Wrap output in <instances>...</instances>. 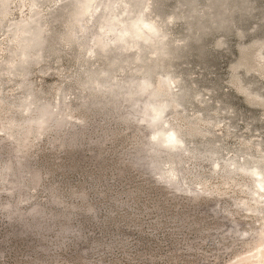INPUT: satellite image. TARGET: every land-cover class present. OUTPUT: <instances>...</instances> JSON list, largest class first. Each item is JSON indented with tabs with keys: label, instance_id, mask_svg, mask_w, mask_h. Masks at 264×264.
<instances>
[{
	"label": "clouds",
	"instance_id": "9594fccd",
	"mask_svg": "<svg viewBox=\"0 0 264 264\" xmlns=\"http://www.w3.org/2000/svg\"><path fill=\"white\" fill-rule=\"evenodd\" d=\"M73 145L158 194L182 251L264 264V0H0V264H156L112 234L120 194L65 190L87 220L54 237L21 221Z\"/></svg>",
	"mask_w": 264,
	"mask_h": 264
},
{
	"label": "rangeland",
	"instance_id": "374dc122",
	"mask_svg": "<svg viewBox=\"0 0 264 264\" xmlns=\"http://www.w3.org/2000/svg\"><path fill=\"white\" fill-rule=\"evenodd\" d=\"M94 150L96 158H87L75 151V147L72 151L66 150L67 154L62 157L53 181L60 189L56 192L58 198L55 203H49L47 193L41 191L39 209L33 208L37 201L23 205V209L29 210V215L24 216L22 212L21 221L32 226L37 233L54 237L64 225H72L76 219L81 222L87 220L83 214L75 219L70 215L71 209L64 198L65 190L72 189L74 193H80L74 202L87 201L101 209L115 207L111 197L120 194V210L111 221L117 231L112 234L119 241L130 245V254H134L137 261L147 258L149 261L155 260L156 264H203L213 248L204 246L202 252L197 253L182 251L178 243L180 236L175 231V216L167 207L160 206L158 194L119 168L114 158L104 155L99 147ZM40 163L46 161L41 160ZM99 189L107 193L104 199L96 198L95 193ZM36 212L39 213L37 216ZM4 223L7 225L8 222ZM11 230L6 228V231ZM32 242V236L13 240V244L22 250L27 249Z\"/></svg>",
	"mask_w": 264,
	"mask_h": 264
},
{
	"label": "trees",
	"instance_id": "16d2710c",
	"mask_svg": "<svg viewBox=\"0 0 264 264\" xmlns=\"http://www.w3.org/2000/svg\"><path fill=\"white\" fill-rule=\"evenodd\" d=\"M72 147H75V145H73ZM37 216V215H36Z\"/></svg>",
	"mask_w": 264,
	"mask_h": 264
}]
</instances>
